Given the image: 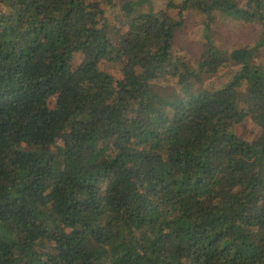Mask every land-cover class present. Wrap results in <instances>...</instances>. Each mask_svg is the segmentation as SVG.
<instances>
[{"label":"trees","instance_id":"obj_1","mask_svg":"<svg viewBox=\"0 0 264 264\" xmlns=\"http://www.w3.org/2000/svg\"><path fill=\"white\" fill-rule=\"evenodd\" d=\"M101 2L0 0V264H264V0L130 1L115 33ZM191 11L196 67L174 55ZM217 17L259 37L219 48Z\"/></svg>","mask_w":264,"mask_h":264},{"label":"rangeland","instance_id":"obj_2","mask_svg":"<svg viewBox=\"0 0 264 264\" xmlns=\"http://www.w3.org/2000/svg\"><path fill=\"white\" fill-rule=\"evenodd\" d=\"M130 1L135 0H114L111 6L101 2V7L105 10V18L113 33H115L116 30H122V25L119 24L121 18L119 15L121 14L122 5ZM141 1L142 0H140V2ZM183 1L184 0H143L142 6H144L146 11L150 9H155L157 11L166 9L170 2L179 5ZM206 21V17L199 12H188L185 15V25L177 35L174 55L182 57L188 64L194 67L197 66V63L207 49L205 40ZM259 32L260 28L256 26L243 24L232 18L217 17L212 27L211 36L216 46L226 51H232L246 45L252 47L259 37ZM81 60L82 55L77 54L74 59V66L79 65ZM257 62L264 65V49L261 51ZM100 67L115 79L122 78L121 63L103 61ZM236 70L237 68L234 67L223 69L215 76L206 77L202 84V89L214 90L223 87L230 82ZM157 86L162 92L167 90L168 87L172 91H181V89L177 87L175 79L168 80L167 78H163L157 83ZM243 91H245V87H243L242 92ZM240 99L241 101L243 100V98ZM262 132L261 127L251 118H248L246 122L236 127V134L246 141H256L262 135Z\"/></svg>","mask_w":264,"mask_h":264}]
</instances>
